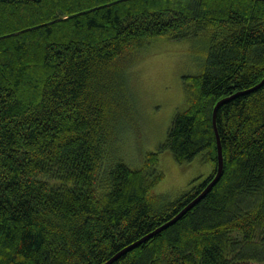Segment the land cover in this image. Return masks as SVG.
Masks as SVG:
<instances>
[{"label": "trees", "instance_id": "16d2710c", "mask_svg": "<svg viewBox=\"0 0 264 264\" xmlns=\"http://www.w3.org/2000/svg\"><path fill=\"white\" fill-rule=\"evenodd\" d=\"M163 39L207 45L157 151L131 163V71ZM264 77V0H0V264H102L175 216L218 168L213 108ZM220 179L112 264H264V84L220 105ZM197 159L178 197L160 154Z\"/></svg>", "mask_w": 264, "mask_h": 264}, {"label": "rangeland", "instance_id": "374dc122", "mask_svg": "<svg viewBox=\"0 0 264 264\" xmlns=\"http://www.w3.org/2000/svg\"><path fill=\"white\" fill-rule=\"evenodd\" d=\"M145 53L131 71L136 115L129 118L126 124L131 128L122 136V152L134 165L145 152L157 151L166 139L172 119L184 103L183 77L204 70L207 45L195 39H163ZM160 167L165 177L156 191L168 194L171 200L188 189L196 176L212 171L200 159L180 164L169 152L160 154Z\"/></svg>", "mask_w": 264, "mask_h": 264}, {"label": "water", "instance_id": "95a60500", "mask_svg": "<svg viewBox=\"0 0 264 264\" xmlns=\"http://www.w3.org/2000/svg\"><path fill=\"white\" fill-rule=\"evenodd\" d=\"M264 84V77L255 85L251 86L248 89L245 90H239L236 91L234 94L230 96H224L221 99L217 101L213 108V114H212V120H213V125L216 133V138H217V150H218V168L215 176L212 178V180L207 184V186L203 189V191L198 194L191 202H189L183 209H181L175 216H173L170 220L165 222L163 225L158 227L157 229L153 230L152 232L148 233L147 235L143 236L139 240L127 245L123 249H121L119 252H117L115 255H113L110 259L105 261L102 264H112L115 260H117L120 256H122L124 253L134 249L135 247L139 246L142 244L144 241L148 240L167 226L175 223L178 219H180L189 209H191L204 195L211 189V187L220 179L222 173H223V168H224V159H223V149H222V144H221V139L219 136L218 128H217V111L218 108L220 107L221 104L226 103L230 99L241 95L243 93L251 92L260 86Z\"/></svg>", "mask_w": 264, "mask_h": 264}]
</instances>
